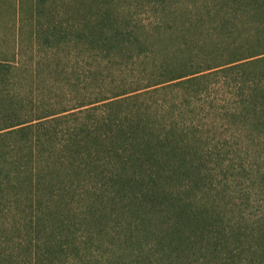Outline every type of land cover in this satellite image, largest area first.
Instances as JSON below:
<instances>
[{"label": "trees", "instance_id": "obj_1", "mask_svg": "<svg viewBox=\"0 0 264 264\" xmlns=\"http://www.w3.org/2000/svg\"><path fill=\"white\" fill-rule=\"evenodd\" d=\"M177 1L164 45L110 0L66 24L38 4L32 48L143 65L74 104H28L0 57V264H264V0Z\"/></svg>", "mask_w": 264, "mask_h": 264}, {"label": "rangeland", "instance_id": "obj_2", "mask_svg": "<svg viewBox=\"0 0 264 264\" xmlns=\"http://www.w3.org/2000/svg\"><path fill=\"white\" fill-rule=\"evenodd\" d=\"M40 3L39 0H0V57H8L11 61L16 59L19 63L12 73L16 75L15 79L10 75L11 80L9 78L10 81L6 82L7 89L20 94L26 98L25 101L29 100L28 104L33 98L36 105L61 106L74 104L82 99V94L86 89L97 84L95 80L97 76L116 73L119 81L125 80L130 83L128 86L131 85L132 75L135 72L139 73L143 65L131 61L127 53L110 63L98 60V55L87 51L80 44L41 52L36 47H31L32 42L35 41V30L38 24L48 22L43 15L36 19L32 16V11L36 7L39 8V5L46 7V13H54L56 19H62L66 24L77 20L78 9L84 13L83 6L97 5L101 2L96 3L95 0H44V3ZM107 6L118 7L123 15L129 17L131 12H139L138 15L135 13L136 18L140 19L144 25L143 33L140 32V35L150 42L164 45L166 40L172 42L173 38L182 40L184 6L177 0H169L165 5L156 4L154 6L150 3L138 2V0H110ZM201 6L202 2L192 3L189 9L196 12L200 10ZM164 8L166 11L163 10ZM157 11H163L164 15V20L162 19L160 24H157L161 21L160 18H156L155 12ZM190 28L193 29V32L197 31V36L200 35V29H196L193 25ZM166 32H171L173 38L166 36L164 34ZM165 38L167 39L165 40ZM121 71L123 72L121 73ZM88 74L94 76L89 81L86 80ZM100 240L106 241V243L108 240L115 242L112 235L101 237ZM120 240H116L117 243H115L116 246L122 247ZM114 250L118 257L122 255L125 258V263L130 260L128 254L123 256V249L116 247ZM101 251L111 254L113 250L107 249L103 245ZM100 255L102 254L100 253ZM116 261L112 260L111 256L109 260L104 259L101 263L116 264Z\"/></svg>", "mask_w": 264, "mask_h": 264}]
</instances>
